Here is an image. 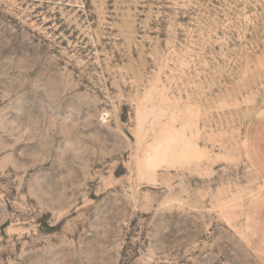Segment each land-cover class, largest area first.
<instances>
[{
  "label": "rangeland",
  "instance_id": "374dc122",
  "mask_svg": "<svg viewBox=\"0 0 264 264\" xmlns=\"http://www.w3.org/2000/svg\"><path fill=\"white\" fill-rule=\"evenodd\" d=\"M0 264H264V0H0Z\"/></svg>",
  "mask_w": 264,
  "mask_h": 264
}]
</instances>
